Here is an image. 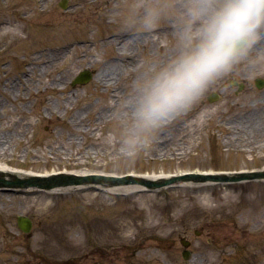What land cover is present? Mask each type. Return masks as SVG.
I'll list each match as a JSON object with an SVG mask.
<instances>
[{
  "label": "rangeland",
  "instance_id": "374dc122",
  "mask_svg": "<svg viewBox=\"0 0 264 264\" xmlns=\"http://www.w3.org/2000/svg\"><path fill=\"white\" fill-rule=\"evenodd\" d=\"M132 3L0 0V46H7L0 64L8 61L0 68V162L37 174L159 175L263 168L264 88L244 87L235 94L237 89L228 82L244 79L249 86L254 78L264 77V39L230 73L211 83L191 109L162 127L147 150L138 152L124 143L136 84L175 54L178 31L176 18L171 21L176 30L169 32L167 15L151 28L139 23V15L135 24L126 26ZM182 3L178 0L177 14ZM134 33L140 34L138 41L128 46L107 42ZM151 34L159 45L151 44ZM57 49L70 51L65 65H58L65 86L61 97L59 90L41 87L53 79L54 66L45 70L46 80L39 86L25 65L30 62L32 67L37 53L48 58L46 52ZM130 61L137 64L132 67ZM83 70L90 73L89 82L72 86ZM30 75L32 86L25 89L23 78ZM109 78L116 83L106 86ZM212 93L219 98L209 102ZM113 95H120L122 102L116 104ZM66 96L70 102L65 104ZM18 216L31 220L28 234L17 227ZM196 231L201 235L194 236ZM181 238L191 241L190 264H223L221 252L225 264H264V180L185 184L155 192L91 187L0 191V264H69L91 243L105 246V251L112 244L119 255L133 250L131 264H183Z\"/></svg>",
  "mask_w": 264,
  "mask_h": 264
},
{
  "label": "clouds",
  "instance_id": "9594fccd",
  "mask_svg": "<svg viewBox=\"0 0 264 264\" xmlns=\"http://www.w3.org/2000/svg\"><path fill=\"white\" fill-rule=\"evenodd\" d=\"M174 0L133 3L126 26L151 28L177 15L176 51L136 84L126 145L147 150L159 130L191 109L211 83L230 73L264 39V0Z\"/></svg>",
  "mask_w": 264,
  "mask_h": 264
},
{
  "label": "water",
  "instance_id": "95a60500",
  "mask_svg": "<svg viewBox=\"0 0 264 264\" xmlns=\"http://www.w3.org/2000/svg\"><path fill=\"white\" fill-rule=\"evenodd\" d=\"M61 7H65L61 4ZM88 71L81 72L73 81V85L85 83L90 79ZM215 97L213 95L211 98ZM209 100H212V99ZM264 179V171L239 173L232 175H199V174H185L180 176H173L164 179H148L141 176L125 175V176H105L97 174H74V173H57L46 176L26 175L17 176L10 173L0 171V189L14 190V189H40L50 190L53 188H63L68 186H82L88 184H101L105 186H121V185H137L143 186L149 190L158 189L162 186L178 183L180 181H221L230 182L238 180H252ZM18 227L23 232H28L31 227V222L26 217H18Z\"/></svg>",
  "mask_w": 264,
  "mask_h": 264
},
{
  "label": "bare ground",
  "instance_id": "6f19581e",
  "mask_svg": "<svg viewBox=\"0 0 264 264\" xmlns=\"http://www.w3.org/2000/svg\"><path fill=\"white\" fill-rule=\"evenodd\" d=\"M41 2H43V0H41ZM174 2H175L176 5L178 4V0H174ZM176 18L177 17L175 15H167V19H168V30H169L170 33L171 32H174L176 30L175 25H173L174 22L173 23L171 22L172 20H175ZM152 32H153V34H155L154 31H152ZM142 34H144L145 36H147V34L145 32L142 33ZM138 35H140V34H138V33H134V35H132V34H124L123 37H121V36L120 37L119 36H114L113 37L114 39L113 38H110V39L107 40V42H110V46H112L113 45V41H111V40H116V42H118V45H121V46L122 45H127L128 46L130 43H134L136 40L138 41V39H135L136 36H138ZM150 37L152 38V34L150 35ZM155 39H153V40L156 41V42L152 41L151 44H154L155 46L157 44L159 45V43L157 42L158 40H155ZM112 52L115 53V54L122 53V51L119 50V49H112ZM42 53L43 52H39V53H37L35 55V57L33 59V65H32L33 68L29 66L28 72L30 71V72L33 73V76L35 77V81H36L37 85L40 86L41 79L42 80H46V78L44 77L45 76V70L47 71V68L49 69V67L54 66V68H55L54 69L55 75L53 76V79L50 81V83H42L41 84L42 85L41 87H45V88H51V87H53L54 89L59 90L58 97H61V95L63 94V91H65V86H63L62 83H61V79H60L61 70L58 67V65H65V63H62V62L64 61V58L66 56L68 57L70 51L69 50H66V52H63V51L57 49L55 51L53 50L52 52H46V55L48 56V58H46ZM121 61H124V60L122 59ZM134 63L137 64L136 62H134ZM134 63H133V61L132 62L130 61V65L132 67H134L133 66ZM118 66H122V65L119 64ZM35 69L37 70L36 73H35ZM65 71H67V70H63L64 73H65ZM111 80H112L111 78L107 79L105 85L106 86H109L110 84L116 83V81H113L112 82ZM118 80H120V75H119V79ZM25 82H26V80H25ZM28 83L32 86V82L30 80H29ZM28 89H29V87H28ZM31 89L32 88H30V90ZM69 97L70 96H66V98L63 100L65 104L67 102H70V98ZM112 98L114 99V101H115L116 104H119L120 102H122L120 95L118 97L115 96V95H113ZM57 99L59 100V98H57ZM212 99L217 100L218 97L215 96ZM124 104H125V101H124ZM78 130L81 131V132H85V130H82V129H78ZM0 170L1 171H5V172L16 173L18 175L25 174L24 171L21 172L22 170H20L18 168L11 167V166H9L7 164H4V163H1V162H0ZM76 173H82V172H76ZM170 175H173V174H159V175H149V174H145L144 176L145 177H149L148 179H155V180H157V178H169ZM126 188H138V187L136 185H131V186H128Z\"/></svg>",
  "mask_w": 264,
  "mask_h": 264
},
{
  "label": "flooded vegetation",
  "instance_id": "af4514ba",
  "mask_svg": "<svg viewBox=\"0 0 264 264\" xmlns=\"http://www.w3.org/2000/svg\"><path fill=\"white\" fill-rule=\"evenodd\" d=\"M6 53H7V46H5V45L0 46V58L3 55H6ZM23 63L24 62H22V64ZM7 64H8V61L5 60L3 63L0 64V68L2 69ZM25 65H27L29 68L31 63L29 62V63H26ZM0 73H3V72L0 71ZM25 76H28V74H26ZM31 76L32 75H30L27 79H29L32 82ZM0 78H1V75H0ZM27 79L23 78V82L26 83L25 89H28V86L30 85L29 83H27V82H29ZM25 80H26V82H25ZM14 88H16V90ZM14 88H13V90H14L15 95H18L17 93H19V91L17 90V87L15 86ZM255 89H256L255 83H252V85H249V86H248V84H245V90L252 91ZM19 96H20V94H19ZM16 98H18V96H16ZM88 245L91 247H94V248L89 249ZM103 247H105V246H101L97 243L94 245L92 243L87 244L86 246L84 245L83 248H81V252L76 257H73L75 261L72 260V262L69 264H131L130 256L128 254H126V256H125L123 253H121L119 255V252H118L119 249L114 247L112 244H109L106 246V250L109 249V251L103 250L104 249ZM101 248H103V249H101ZM98 251H102V253H98ZM223 255H224L223 252H221L219 255V260L222 261L223 264H225L228 260L225 258H221V256H223ZM33 262L37 263V261H33ZM52 263L53 262H51V264ZM55 263H57V262H54L53 264H55ZM67 263L68 262H66V261L62 262V263L59 262V264H67ZM182 263L186 264L183 261H182ZM38 264H40V263H38ZM237 264H240V263H237Z\"/></svg>",
  "mask_w": 264,
  "mask_h": 264
}]
</instances>
